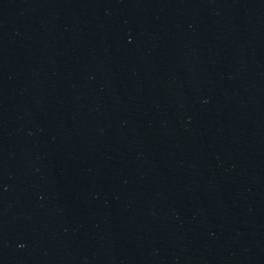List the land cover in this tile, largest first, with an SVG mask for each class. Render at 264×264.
Here are the masks:
<instances>
[{"label": "water", "instance_id": "1", "mask_svg": "<svg viewBox=\"0 0 264 264\" xmlns=\"http://www.w3.org/2000/svg\"><path fill=\"white\" fill-rule=\"evenodd\" d=\"M0 264H264V0H0Z\"/></svg>", "mask_w": 264, "mask_h": 264}]
</instances>
